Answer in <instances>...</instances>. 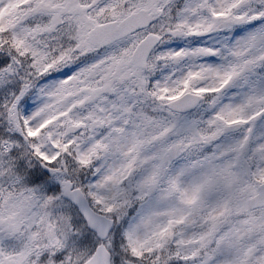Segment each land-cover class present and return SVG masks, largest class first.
<instances>
[{"label":"snow or ice","instance_id":"snow-or-ice-1","mask_svg":"<svg viewBox=\"0 0 264 264\" xmlns=\"http://www.w3.org/2000/svg\"><path fill=\"white\" fill-rule=\"evenodd\" d=\"M0 264H264V0H0Z\"/></svg>","mask_w":264,"mask_h":264}]
</instances>
